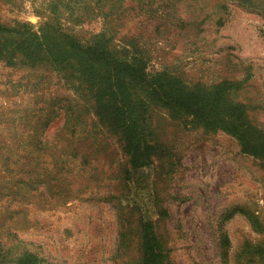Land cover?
I'll return each instance as SVG.
<instances>
[{
  "label": "rangeland",
  "instance_id": "1",
  "mask_svg": "<svg viewBox=\"0 0 264 264\" xmlns=\"http://www.w3.org/2000/svg\"><path fill=\"white\" fill-rule=\"evenodd\" d=\"M81 1L0 0V23L37 26L53 17L54 2L69 3L60 6L62 27L84 39L109 27L116 44L143 51L150 73L168 71L207 90L230 83L227 99L264 135V8L124 0L106 24L99 15L109 1ZM77 13L90 16L77 21ZM11 40L0 37V45ZM55 100L58 115L39 135L42 168L30 170L21 147L27 127L18 117ZM0 108L7 264L25 251L37 254L38 264H145L151 235L162 264H264V158L245 153L236 135L170 121L155 108L161 147L134 168L120 133L101 124L60 75L26 60H0Z\"/></svg>",
  "mask_w": 264,
  "mask_h": 264
},
{
  "label": "trees",
  "instance_id": "2",
  "mask_svg": "<svg viewBox=\"0 0 264 264\" xmlns=\"http://www.w3.org/2000/svg\"><path fill=\"white\" fill-rule=\"evenodd\" d=\"M72 1L82 4L81 0ZM107 1L109 10L99 15L106 24L119 17V7L124 0ZM225 1L219 6L225 7ZM229 1L253 11L262 12L264 8V0ZM68 4L54 2L53 17L40 21L37 26L0 23L1 39H12L10 44L0 45V60L9 63L26 60L31 68H45L60 75L65 85L80 95L81 102L93 110L101 124L120 133L134 168L148 165L161 147L154 128L155 108L163 109L162 117L170 121L185 120L206 130L221 129L232 133L239 138L245 153L264 158V135L252 131L239 111L240 106L227 99L226 91L232 88L230 83L224 82L207 90L200 85L187 86L183 79L168 71L150 73L143 51L132 43L116 44L114 31L109 27L86 39L62 27L60 6L67 9ZM77 14L74 17L77 21L90 16ZM94 15L98 16L97 13ZM54 102L59 101H51L49 106L38 109L23 110L18 117V124L27 127L28 137L22 139L21 147L27 148L28 155L25 156L29 158L30 170L42 168L43 153H37L42 144L39 135L58 115L53 109ZM3 111L0 108V118L6 113ZM10 118L14 121L12 125L17 124L15 116ZM156 242L153 235L146 236L145 245L150 250L144 256L145 264H162L161 257L155 252ZM6 247L0 243V264L9 262ZM20 256L14 259L15 264L39 262L37 254L29 251Z\"/></svg>",
  "mask_w": 264,
  "mask_h": 264
}]
</instances>
